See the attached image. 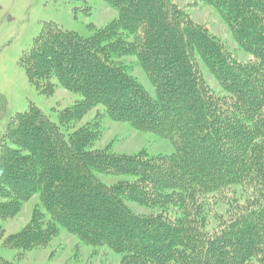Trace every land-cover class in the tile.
<instances>
[{
  "label": "trees",
  "instance_id": "16d2710c",
  "mask_svg": "<svg viewBox=\"0 0 264 264\" xmlns=\"http://www.w3.org/2000/svg\"><path fill=\"white\" fill-rule=\"evenodd\" d=\"M103 1L118 11L109 26L84 38L45 23L21 58L37 88L52 95L56 78L83 100L60 124L34 104L11 119L0 154V220L35 195L42 210L7 243L45 247L63 228L123 254L121 264H264V0H202L253 56L247 63L172 0ZM128 57L146 73L153 97L130 75ZM197 57L223 96L207 86ZM97 106L113 121L170 140L175 152L94 151L98 123L69 131ZM97 174L134 180L107 186ZM0 264L16 263L0 257Z\"/></svg>",
  "mask_w": 264,
  "mask_h": 264
},
{
  "label": "rangeland",
  "instance_id": "374dc122",
  "mask_svg": "<svg viewBox=\"0 0 264 264\" xmlns=\"http://www.w3.org/2000/svg\"><path fill=\"white\" fill-rule=\"evenodd\" d=\"M184 11L189 20L204 27L220 40L232 57L247 63L253 56L240 47L229 25L217 9L202 0H172ZM118 18V11L103 0H0V154L3 138L11 119L25 113L31 104L40 108L53 122L60 124V115L68 108L83 100L81 94L71 93L59 86L57 79L52 83L55 92L49 95L37 88L29 79L21 64L23 54L30 50L35 39L41 34L45 23H53L62 29L89 38L96 31L109 26ZM198 58L199 70L207 86L217 95L223 90L209 68ZM131 76L149 96L155 95V88L134 57L123 58ZM99 124L101 137L93 150H108L113 154L137 157L144 154L149 158L170 156L175 152L170 140L153 132L136 130L130 123L113 121L103 106L90 110L69 133ZM10 145V143H7ZM107 186H117L134 180L128 176L97 174ZM138 214L149 211L136 203L127 202ZM42 210L38 195L24 202L15 217L0 220V257L16 264H121L123 254L116 253L108 246H94L61 228L49 245L29 251L18 250L7 240L24 229L32 221L35 210ZM83 208L80 204L78 209ZM219 216H226L225 209L217 208ZM49 219L48 215L46 217ZM215 224V223H214Z\"/></svg>",
  "mask_w": 264,
  "mask_h": 264
}]
</instances>
